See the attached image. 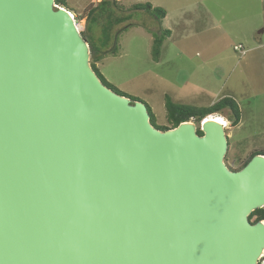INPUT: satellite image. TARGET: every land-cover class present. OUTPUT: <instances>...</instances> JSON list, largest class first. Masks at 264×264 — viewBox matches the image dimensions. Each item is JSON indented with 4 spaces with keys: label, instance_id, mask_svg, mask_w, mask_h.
Wrapping results in <instances>:
<instances>
[{
    "label": "water",
    "instance_id": "obj_1",
    "mask_svg": "<svg viewBox=\"0 0 264 264\" xmlns=\"http://www.w3.org/2000/svg\"><path fill=\"white\" fill-rule=\"evenodd\" d=\"M228 150L105 85L56 0H0V264H260L264 155Z\"/></svg>",
    "mask_w": 264,
    "mask_h": 264
},
{
    "label": "rangeland",
    "instance_id": "obj_2",
    "mask_svg": "<svg viewBox=\"0 0 264 264\" xmlns=\"http://www.w3.org/2000/svg\"><path fill=\"white\" fill-rule=\"evenodd\" d=\"M110 1L118 5L113 6L116 17L130 15L131 20L115 27L118 53L97 65L100 78L117 93L142 101L157 124L166 127H171L167 97L178 105L207 108L229 96L240 109V123L232 125L231 109L212 115L229 125L226 163L239 171L254 153L264 151V0ZM99 3L69 1L81 32L90 23L89 8ZM148 3L164 9L167 17L158 20L132 11L136 4ZM166 30L171 36H165L156 59L154 39ZM238 46L242 49L236 51Z\"/></svg>",
    "mask_w": 264,
    "mask_h": 264
},
{
    "label": "trees",
    "instance_id": "obj_3",
    "mask_svg": "<svg viewBox=\"0 0 264 264\" xmlns=\"http://www.w3.org/2000/svg\"><path fill=\"white\" fill-rule=\"evenodd\" d=\"M69 1L70 0H56V3L57 5L64 7L69 11L73 12V9L69 5ZM113 6H118V5L117 3H113L110 0H100V3L96 7L91 6L89 8L90 23L87 25L86 31L82 32V35L88 40L90 45L92 67L99 76H101V74L99 71V67L97 65L101 63L107 56L117 55L118 53L119 37H117L118 33H116L117 31L115 30V27L131 20L130 15L116 17L113 11ZM133 10L147 12L148 14L154 16L158 20H164L167 17V12L164 9L155 8L149 3L136 4L135 6L132 7V11ZM101 18L107 19V22L105 24H100L99 20ZM97 28L101 29V32L99 34H97ZM165 36L167 37L171 36V31L166 30L164 32L163 37L157 36L154 39L153 54H154V58L156 59H159V56L161 54V48ZM102 81L105 85L113 89L112 86L107 82H105L104 79H102ZM134 99L139 100L137 98ZM166 109H167L168 121L171 124V127L159 126L157 124L154 113L149 108L152 124L162 131H167L169 129L176 128L181 123L189 122L191 120H195L198 124H200L204 119L212 115H217L222 111H224L225 109H231L234 114V116L231 119H229L230 121H232L233 126H237L240 123V119H241V115H240L241 112L237 103L233 99L228 97L222 98L221 100H219L218 102L207 108L178 105L167 97ZM198 132L200 135H202V132L200 130ZM260 154L264 155V151L254 153L251 159L254 156ZM251 159L249 160V162L251 161ZM247 164H245V166ZM250 220H254V223H257L259 221H264V208L255 211L251 215ZM260 264L262 263L260 262Z\"/></svg>",
    "mask_w": 264,
    "mask_h": 264
},
{
    "label": "bare ground",
    "instance_id": "obj_4",
    "mask_svg": "<svg viewBox=\"0 0 264 264\" xmlns=\"http://www.w3.org/2000/svg\"><path fill=\"white\" fill-rule=\"evenodd\" d=\"M207 119L216 120V121H218L219 123H221L226 128L229 126L228 123L225 120H223L222 118H220V117H212V116H210Z\"/></svg>",
    "mask_w": 264,
    "mask_h": 264
},
{
    "label": "built area",
    "instance_id": "obj_5",
    "mask_svg": "<svg viewBox=\"0 0 264 264\" xmlns=\"http://www.w3.org/2000/svg\"><path fill=\"white\" fill-rule=\"evenodd\" d=\"M241 49H242V46L235 47V50H236V51H239V50H241ZM245 54H246V52L243 51V55H245ZM225 128H226V127H225ZM261 263L264 264V254H263V256H262Z\"/></svg>",
    "mask_w": 264,
    "mask_h": 264
},
{
    "label": "crops",
    "instance_id": "obj_6",
    "mask_svg": "<svg viewBox=\"0 0 264 264\" xmlns=\"http://www.w3.org/2000/svg\"><path fill=\"white\" fill-rule=\"evenodd\" d=\"M261 43H262V42H260V44L258 45L259 47H262V44H261ZM255 48H257V47H255ZM100 66H101V64H100ZM100 66H99V67H100ZM222 98H226V96L220 97L219 100H221ZM228 98H230V97L228 96ZM231 99H232V98H231ZM219 100H218V101H219ZM233 100H234V99H233ZM218 101H217V102H218ZM234 101H235V100H234Z\"/></svg>",
    "mask_w": 264,
    "mask_h": 264
}]
</instances>
